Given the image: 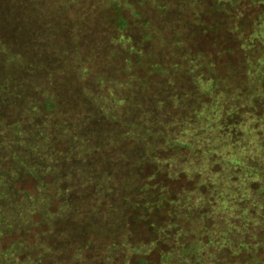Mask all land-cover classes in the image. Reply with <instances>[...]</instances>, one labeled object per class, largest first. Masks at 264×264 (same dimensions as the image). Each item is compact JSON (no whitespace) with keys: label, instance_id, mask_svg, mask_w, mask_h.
Returning <instances> with one entry per match:
<instances>
[{"label":"trees","instance_id":"16d2710c","mask_svg":"<svg viewBox=\"0 0 264 264\" xmlns=\"http://www.w3.org/2000/svg\"><path fill=\"white\" fill-rule=\"evenodd\" d=\"M251 1L142 0L152 13L132 9L129 15L138 23L120 18L112 24L93 10L114 4L130 9L128 0H74L67 8L57 0H0V228L5 223L12 229L4 234L27 239L46 227L32 243L48 246L54 259L71 255L52 264H85L87 252L105 264H133L136 256L146 257V264L153 254L159 256L156 264H178L186 252L194 261L190 248L208 232L201 222L206 211L180 203L197 181L184 172L172 176L168 160L196 154L188 144L163 146L165 125L191 107L200 109L212 94L232 97L246 86V72L257 58L245 53V61L238 62L247 67L237 86L220 79L212 62L204 63V51L188 44L220 25V35L238 30L242 61V51L248 53L249 42L263 30L264 0ZM251 7L259 10L248 25ZM212 16L219 23L204 19ZM207 81L211 86L202 93L198 84ZM15 154L33 169L21 165L13 174ZM39 164L47 168L42 176L34 175ZM85 171L88 177L82 179ZM105 177L104 192L98 183ZM182 180L192 187L176 188ZM24 181L32 182V191L18 187ZM44 186L51 223L32 210L27 222L35 227H11L16 217L4 216L3 205H19L22 193L39 195ZM57 188L65 199H58ZM64 200L68 210L56 220ZM156 212H163L159 222L151 221ZM140 223L149 224L146 237L136 236ZM43 237L56 242L42 243ZM146 246L150 250L142 251ZM78 251L83 252L77 256ZM227 252L243 255L227 249L216 264L230 263ZM41 253L37 246L34 256ZM248 256L232 262L252 264Z\"/></svg>","mask_w":264,"mask_h":264},{"label":"rangeland","instance_id":"374dc122","mask_svg":"<svg viewBox=\"0 0 264 264\" xmlns=\"http://www.w3.org/2000/svg\"><path fill=\"white\" fill-rule=\"evenodd\" d=\"M72 1L74 0H57L56 5L64 3L67 8ZM77 1L89 3L96 0ZM151 1L154 2L155 0ZM247 1L249 3L250 0ZM255 1L257 0L251 2L255 3ZM128 3L132 8L125 9L114 4L110 8L100 6L93 11H98L100 18H103L104 21L107 19L112 24H118L120 18L126 19L130 24L132 22L138 23L133 21L134 17L129 15L132 9L136 13L142 12L145 16L153 12V9L142 3V0H128ZM83 6L86 11V5L83 4ZM251 8L248 19L245 18L248 25L257 17L254 11L258 8ZM204 19L207 23H211L213 20H215L213 23H219L218 16H212L211 19L204 17ZM220 32L221 25L214 27L213 32L209 34L199 38L197 36V40L188 44L195 45V49L198 51H204V63L209 65L212 62L220 79L228 83H238L237 86H241L242 81L237 78L247 66L241 67L238 62L241 65L247 54L252 59H257L250 62L251 65L243 81L246 86L238 87L239 92L234 96L225 97L221 93L212 94L211 101L207 104H201L200 109L194 108L193 110L191 107L185 116L173 118L165 125V145L162 144L163 146L168 148L167 145L169 144H188L196 154L180 160L178 153L168 160V164H171L170 174L172 176L184 172L197 181L196 189L190 194H185L180 203L188 205L187 210H190V206L202 207V211L206 212L201 214V222L208 228V232L203 235L207 236V239H203L202 236L199 238L200 242H196L190 248L195 256L194 261L186 252L183 253L178 264H216L220 254L227 249L234 256L243 254L241 257L233 258L227 252L225 258L230 262L228 264H244L240 261H232H246L249 258L248 255L252 256L250 259L252 264H264V19L263 30L257 33L254 41L249 42L251 50L248 53L242 51V61H239L240 51H238V44L235 40V36H238L241 31L231 29L223 35H220ZM119 38L120 36L116 41ZM116 41L114 43H117ZM205 86H211V82H200L198 89L205 93ZM228 117L230 120L226 121ZM176 126L180 127L178 130H173ZM80 149L84 148L81 147ZM196 149L199 151L198 154ZM15 155L18 161V171L13 174H19L21 165H28L33 169L34 164L30 163L29 160H25L21 155ZM37 167L42 166L39 164ZM75 168L72 167L71 169ZM46 169L45 167L37 168V173L34 175L42 176L41 173ZM78 174L76 173V175ZM88 174L91 175L90 172ZM79 175L82 179L88 177L86 176L87 172ZM56 176L59 178L58 175ZM106 181L105 177L98 183V187L104 192L107 186ZM18 187L26 192L33 190L31 181H24ZM180 187L191 188L192 185L186 180H182L176 184V188ZM205 190L206 193H201ZM40 192L39 195L35 196L22 193L23 197L19 205H14L13 202L10 206L3 205V208H6L4 216L9 215L12 219L16 217L13 219L14 223L11 224V227H35L36 225L31 226L32 222H27L31 218L32 210L41 212L46 223H51L53 215L46 211L49 204L45 186L40 189ZM56 193L59 200L65 199L61 195L63 192L60 188H57ZM68 203V200L62 201L58 212L54 214L56 220L60 219L61 215L68 210ZM162 213L153 214L151 221L157 220L159 222L162 220ZM148 227L149 224L142 225L140 223L134 229L136 236L146 237ZM10 230L12 229L8 228V225L1 223L0 264H37V260L41 261L39 264H52L54 260H62L67 256L71 257V255H65L54 259L55 256L51 257L52 251L48 246L39 242L32 243L36 240L35 236L46 230V227L35 230L27 239L22 238L23 235L4 234ZM40 242L51 244L56 240L52 241L51 237H43ZM57 243L60 244L61 249L66 247L65 243L62 244L58 241ZM37 246L41 248L42 253L36 258L34 253ZM150 247L146 246L141 249L142 251H149ZM82 252L78 251L76 255L79 256ZM84 257L89 258L85 264H105L101 260L95 259L94 253L87 252ZM145 258L136 256L133 259V264H144ZM158 260L159 256L153 254L147 258L146 264H156ZM73 262L78 261L75 259ZM77 264H81V262L79 261ZM116 264L121 263L117 262Z\"/></svg>","mask_w":264,"mask_h":264}]
</instances>
